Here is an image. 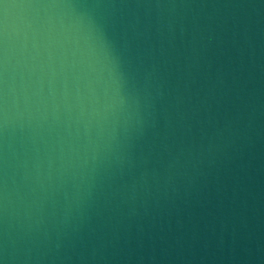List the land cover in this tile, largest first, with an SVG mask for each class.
<instances>
[{
    "label": "water",
    "instance_id": "95a60500",
    "mask_svg": "<svg viewBox=\"0 0 264 264\" xmlns=\"http://www.w3.org/2000/svg\"><path fill=\"white\" fill-rule=\"evenodd\" d=\"M0 264H264V0H0Z\"/></svg>",
    "mask_w": 264,
    "mask_h": 264
}]
</instances>
